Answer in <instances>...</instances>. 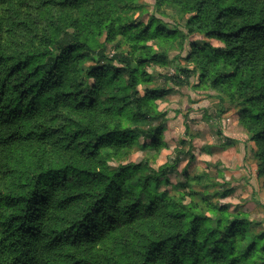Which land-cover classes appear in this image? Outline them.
<instances>
[{"label":"trees","instance_id":"1","mask_svg":"<svg viewBox=\"0 0 264 264\" xmlns=\"http://www.w3.org/2000/svg\"><path fill=\"white\" fill-rule=\"evenodd\" d=\"M166 1L222 47L169 59L160 42L183 51L182 33L131 18L137 0H0V264H264L247 219L158 190L176 163H108L136 137L162 144L160 62L178 88L197 75L240 98L264 175V0Z\"/></svg>","mask_w":264,"mask_h":264},{"label":"rangeland","instance_id":"2","mask_svg":"<svg viewBox=\"0 0 264 264\" xmlns=\"http://www.w3.org/2000/svg\"><path fill=\"white\" fill-rule=\"evenodd\" d=\"M137 1L138 8L131 18L137 17L144 23L152 14L182 33L185 39L183 51L176 41L161 40L169 59L175 58L186 65L182 57L190 43L202 45L206 42L213 49L222 47V42L217 39L188 33L185 26L188 13H182L170 1ZM154 42L147 41L144 45L156 49L152 46ZM116 44L124 48L121 38ZM111 52L112 47L108 50L109 54ZM208 52H212L211 49ZM147 71L150 73L147 86L167 89L155 99L157 110L167 112L161 129L162 144L154 147L151 140L136 137L123 148L118 158L110 159L108 163L142 161L153 168L176 163L175 169L167 173V183L163 179L159 182V191L167 190L179 197L183 204H190L193 198L195 202L206 201V208L212 203L225 206L230 213L250 222L249 234L263 235L264 175L256 171L258 161L253 156L256 146L248 138V117L243 114L240 98L230 97L228 91L221 92L208 84L200 85L197 75L190 78L196 86L178 88L164 78L172 73L170 63L154 62ZM141 124L147 126L146 121ZM190 183L199 194L188 195Z\"/></svg>","mask_w":264,"mask_h":264}]
</instances>
